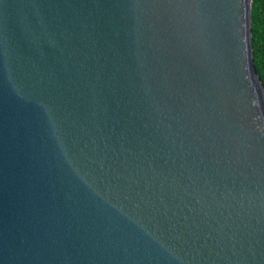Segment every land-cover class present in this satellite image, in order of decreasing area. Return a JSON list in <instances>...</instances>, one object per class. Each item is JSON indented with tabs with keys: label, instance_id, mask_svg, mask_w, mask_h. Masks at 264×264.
I'll return each instance as SVG.
<instances>
[{
	"label": "water",
	"instance_id": "95a60500",
	"mask_svg": "<svg viewBox=\"0 0 264 264\" xmlns=\"http://www.w3.org/2000/svg\"><path fill=\"white\" fill-rule=\"evenodd\" d=\"M0 264H264L252 0H0Z\"/></svg>",
	"mask_w": 264,
	"mask_h": 264
},
{
	"label": "trees",
	"instance_id": "16d2710c",
	"mask_svg": "<svg viewBox=\"0 0 264 264\" xmlns=\"http://www.w3.org/2000/svg\"><path fill=\"white\" fill-rule=\"evenodd\" d=\"M252 42L255 67L264 85V0H252Z\"/></svg>",
	"mask_w": 264,
	"mask_h": 264
}]
</instances>
